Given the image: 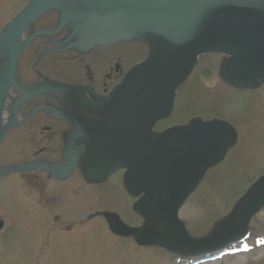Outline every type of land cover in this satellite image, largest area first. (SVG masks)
<instances>
[{
	"label": "water",
	"instance_id": "water-1",
	"mask_svg": "<svg viewBox=\"0 0 264 264\" xmlns=\"http://www.w3.org/2000/svg\"><path fill=\"white\" fill-rule=\"evenodd\" d=\"M68 1L73 7L82 3V8H69L64 22L77 20V30L91 44L130 36L163 40L155 54L116 88L108 103V111L124 110L134 127L149 131L155 120L167 116L177 87L204 53L228 56L222 75L236 87H257L264 82V0H30L0 35V53L1 43L8 46L0 77V114L15 74L24 29L50 6ZM143 80L152 82L140 93L138 86ZM52 85L59 84L43 83L27 91V96ZM235 137V130L227 123L196 120L192 125L173 128L154 140L152 147L145 146L146 157H137L135 162L141 163L131 166L145 176L147 195L137 208L147 216L142 231L151 240L146 242L199 255L223 250L246 234L251 217L264 205V175L239 201L232 223L212 237H192L178 216L189 193L223 158ZM108 153L112 165L133 162L116 145L111 144ZM153 218L168 231L153 230ZM113 225L118 232L135 233V229L116 221ZM136 232L138 235L139 230Z\"/></svg>",
	"mask_w": 264,
	"mask_h": 264
},
{
	"label": "rangeland",
	"instance_id": "rangeland-1",
	"mask_svg": "<svg viewBox=\"0 0 264 264\" xmlns=\"http://www.w3.org/2000/svg\"><path fill=\"white\" fill-rule=\"evenodd\" d=\"M25 1L0 0V30ZM130 47L131 50L126 51L121 46L113 50V53L125 51L127 65L145 56L142 49L135 50L133 46ZM221 59V55H204L200 59L193 76L179 89L172 114V119L176 122L185 121L193 115L205 119H223L239 131V143L229 151L221 164L208 172L202 185L182 209L183 220L191 232L198 235H209L212 227L221 221L224 223L238 197L255 179L264 174V87L257 92H240L226 87L222 79L215 78ZM13 136L14 132L9 131L3 138L0 144V159L10 158L12 161L11 158H14L8 157ZM19 185L16 179L0 182V207L7 208V211L4 210L1 214L8 217L13 215L12 210L18 203L19 207L16 209L19 216L24 214L21 211L31 209L35 221L33 225L45 222L47 216L40 205H35L28 198V201H23L25 208H22V201L19 200L24 196H14L15 194L8 192L11 188L16 190ZM107 185L111 189L108 196L93 199L94 192L91 190L84 193L89 196V200L84 201V197H74L72 194L70 197H61L60 202L56 201L53 207H56L60 214L69 212L67 213L69 215L66 214L67 217L63 218L66 222L69 219H87L89 213L109 208L113 216L122 218L126 223H133L136 219L134 220L132 215V201L123 192L120 180L114 176ZM83 202L85 205L80 206L79 203ZM59 204L62 205L59 207ZM71 208L77 210L75 215ZM50 219L53 222V218L48 216V221ZM108 220L99 217L88 222V225H75L71 229L51 233L46 251L49 260L41 263L175 264L171 254L154 247H138L128 236L111 233L107 228ZM18 225L12 229L6 242L7 247H12L13 244L16 248L28 245L32 241L31 234L37 233V229L29 227L30 222L27 220L20 221L18 218ZM251 226L256 229L254 231L256 234L264 233V211L253 219ZM234 257L209 264H264V246L242 257Z\"/></svg>",
	"mask_w": 264,
	"mask_h": 264
},
{
	"label": "flooded vegetation",
	"instance_id": "flooded-vegetation-1",
	"mask_svg": "<svg viewBox=\"0 0 264 264\" xmlns=\"http://www.w3.org/2000/svg\"><path fill=\"white\" fill-rule=\"evenodd\" d=\"M65 37L67 35L55 34L51 35V38L38 40L34 48L35 57L44 49L65 46ZM38 64L42 67L36 68L37 71L34 69V81L44 80L47 77L68 84L92 86L97 93L102 95L109 94L115 84L121 81L126 69L122 57L119 54L115 55L113 50L108 48H96L91 52L84 53L70 50L49 52ZM44 104H53L58 108H63L64 105L56 95L45 93L33 99L30 108ZM48 112H38L25 123L16 127L13 130V142L10 147V155L17 159L14 163L39 162V166L34 167L36 169L21 172L22 174L17 178L21 183H27L28 197L35 205L38 204L42 207L45 216L57 211L53 205L56 201L60 202L61 197L66 196L65 193H75L80 191L83 185L94 184L87 183L83 173L86 164L81 159L77 160L71 174L65 178L61 177V173L69 165V163H62L65 161L66 150L70 144H75V141H72V136L74 135L77 139L76 143L79 147L83 145L85 138L76 136L78 128L69 122L68 114L56 115ZM21 117L25 118L26 115L21 114ZM82 120L84 121L81 123L82 126H90L86 119L81 118ZM43 162L50 169H47V165ZM12 211L14 213L9 217L13 219H6V224L0 228V261L31 264L33 261L44 260L45 258L41 256L45 255L48 244V222L33 225L35 221L31 209L21 211L24 213L22 216L18 215L17 210ZM18 218L20 221L30 222L29 227L33 230L37 229V233L31 234L32 241L28 245L16 248L13 244L12 247H7L6 242L9 234L12 229L19 226Z\"/></svg>",
	"mask_w": 264,
	"mask_h": 264
},
{
	"label": "bare ground",
	"instance_id": "bare-ground-1",
	"mask_svg": "<svg viewBox=\"0 0 264 264\" xmlns=\"http://www.w3.org/2000/svg\"><path fill=\"white\" fill-rule=\"evenodd\" d=\"M1 46L3 48L1 49V53H0V58H1L0 73L2 72L3 67L6 64V55L5 54H6L7 49H8V46H7L6 42L1 43ZM151 82H152V80H143L142 83H139V84H141V87L138 86V89L140 88L139 89L140 93H142L144 90H146L151 85ZM141 89L142 90L144 89V90L142 91ZM5 108H7V107H5ZM3 114H6V112H4ZM1 128H2V126L0 124V132H1ZM243 255H247V254H240V255H237V256L242 257ZM237 256H235V257H237Z\"/></svg>",
	"mask_w": 264,
	"mask_h": 264
}]
</instances>
